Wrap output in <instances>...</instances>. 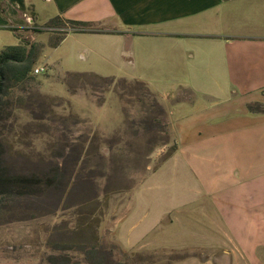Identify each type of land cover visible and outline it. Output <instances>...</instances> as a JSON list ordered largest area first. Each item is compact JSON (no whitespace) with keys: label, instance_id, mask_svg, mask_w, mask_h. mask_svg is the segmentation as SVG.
Listing matches in <instances>:
<instances>
[{"label":"rangeland","instance_id":"1","mask_svg":"<svg viewBox=\"0 0 264 264\" xmlns=\"http://www.w3.org/2000/svg\"><path fill=\"white\" fill-rule=\"evenodd\" d=\"M49 26H0V52L23 39L42 46L32 79L0 102V264H195L220 249L227 256L201 264H255L261 252L245 241L255 237L216 225L185 153L172 157L167 111L181 117L172 103L212 84L150 73L127 42L87 46L73 32L58 42L64 30ZM196 98L188 111L215 102Z\"/></svg>","mask_w":264,"mask_h":264},{"label":"crops","instance_id":"2","mask_svg":"<svg viewBox=\"0 0 264 264\" xmlns=\"http://www.w3.org/2000/svg\"><path fill=\"white\" fill-rule=\"evenodd\" d=\"M58 17L97 24L102 33H72L87 46L127 42L150 73L212 84L210 92L195 87L196 95L188 88L185 103L213 98V106L191 112L176 101L175 110L183 108L177 119L167 111L179 147L172 157L185 153L195 194L204 197L213 222L255 237L245 241L261 252L255 264H264V0H0V26L16 35L44 29ZM256 105L262 111L250 109ZM217 251L197 252L193 262L227 256Z\"/></svg>","mask_w":264,"mask_h":264},{"label":"trees","instance_id":"3","mask_svg":"<svg viewBox=\"0 0 264 264\" xmlns=\"http://www.w3.org/2000/svg\"><path fill=\"white\" fill-rule=\"evenodd\" d=\"M51 23L57 27L60 26L61 30H64L60 38H58V42L63 41L71 32L102 33V29L94 23L73 21L61 17L54 19ZM35 32L39 33L41 30L36 29ZM58 44L59 43H57V45ZM55 45L56 44H54V46ZM41 50L42 46H40L39 43L23 39L21 44L7 46L0 52V102L2 101V97L6 90L32 79L31 77L34 65ZM98 79L103 80L101 78ZM121 82L123 85L132 86L131 83H127L125 80H121ZM137 83L148 89L146 84L136 81V84ZM148 95L150 97H154L151 91ZM157 106H159V109L161 108L162 110V106L160 104L157 103ZM250 109L252 111H262L263 108L261 105H256L255 107L250 106ZM102 263L103 262L101 261L100 264Z\"/></svg>","mask_w":264,"mask_h":264},{"label":"built area","instance_id":"4","mask_svg":"<svg viewBox=\"0 0 264 264\" xmlns=\"http://www.w3.org/2000/svg\"><path fill=\"white\" fill-rule=\"evenodd\" d=\"M29 21H31V20H29ZM35 72H36V74H39V73H41V72H44V68H37V69L35 70Z\"/></svg>","mask_w":264,"mask_h":264}]
</instances>
